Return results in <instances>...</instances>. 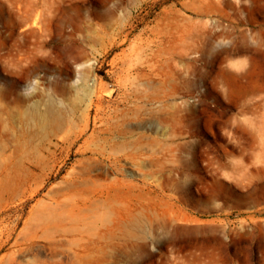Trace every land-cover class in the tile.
<instances>
[{"label":"rangeland","instance_id":"1","mask_svg":"<svg viewBox=\"0 0 264 264\" xmlns=\"http://www.w3.org/2000/svg\"><path fill=\"white\" fill-rule=\"evenodd\" d=\"M0 264H264V0H0Z\"/></svg>","mask_w":264,"mask_h":264}]
</instances>
